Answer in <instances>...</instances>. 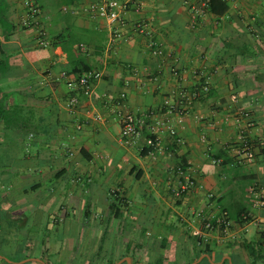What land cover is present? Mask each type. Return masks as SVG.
Returning <instances> with one entry per match:
<instances>
[{
  "label": "crops",
  "instance_id": "0c3cea01",
  "mask_svg": "<svg viewBox=\"0 0 264 264\" xmlns=\"http://www.w3.org/2000/svg\"><path fill=\"white\" fill-rule=\"evenodd\" d=\"M92 1L35 0L44 48L0 0V264H264V0H141L114 42ZM89 70V96L59 79ZM121 113L145 120L125 144Z\"/></svg>",
  "mask_w": 264,
  "mask_h": 264
},
{
  "label": "built area",
  "instance_id": "2783aa9c",
  "mask_svg": "<svg viewBox=\"0 0 264 264\" xmlns=\"http://www.w3.org/2000/svg\"><path fill=\"white\" fill-rule=\"evenodd\" d=\"M235 1V0H230ZM23 6L26 10V15L24 17L23 23L25 25H37V21L40 17V10L37 7L35 0H22ZM144 2L141 0H95L88 3L83 7L82 13L89 18L92 19H102L104 20L111 28V41H116L120 36V28L126 23V17L129 13L140 14L144 9ZM63 11H67V8L64 7ZM74 13H77V10L73 9ZM36 28V35L38 44L41 47H48L50 45L49 41L46 39L45 33L38 27ZM134 31L137 35L151 38V33L147 29L146 24L143 21H137L134 26ZM152 54L157 56H163L164 53L161 50L160 46L157 43L150 41L149 43ZM80 50H84V47L79 46ZM102 77L101 73L89 70L79 75L78 77L70 76L67 72H61L59 79L63 80L67 83V85L72 89L80 90L81 94L84 96H89L91 93V88L94 82L100 80ZM205 90H207L205 88ZM121 99H124L125 96L122 94L120 96ZM78 100L75 97H72L68 103L69 109H72L76 106ZM165 104H168L166 101ZM99 118L94 117L93 120L97 121ZM180 119V118H179ZM182 120H179V123ZM118 123L120 127V142L125 144L130 142L133 138H135L141 129V127L145 124V120L143 118L134 117L130 114H119L118 115ZM170 134H175L174 130H170ZM147 146L151 149L156 147V142L153 137H149L145 140ZM237 157L240 160L252 161L253 160V149L252 144L245 137L240 136L238 138L237 146H236ZM150 154H152L150 152ZM220 159H212V163L215 165L221 164ZM179 174L185 176V182L181 183L178 188L174 189V195L177 197H181L183 194L188 192L192 187L193 183L188 178V176L182 172V170L178 169ZM225 228L229 227L228 222H223ZM204 228L206 230H213L214 226L211 221H204Z\"/></svg>",
  "mask_w": 264,
  "mask_h": 264
},
{
  "label": "trees",
  "instance_id": "16d2710c",
  "mask_svg": "<svg viewBox=\"0 0 264 264\" xmlns=\"http://www.w3.org/2000/svg\"><path fill=\"white\" fill-rule=\"evenodd\" d=\"M207 7L208 11L216 16H223L229 9L224 0H207Z\"/></svg>",
  "mask_w": 264,
  "mask_h": 264
}]
</instances>
